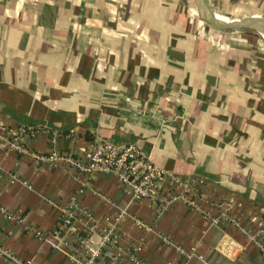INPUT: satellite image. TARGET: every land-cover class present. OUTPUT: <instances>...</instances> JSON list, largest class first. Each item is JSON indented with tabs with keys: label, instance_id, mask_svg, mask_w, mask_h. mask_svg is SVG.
I'll list each match as a JSON object with an SVG mask.
<instances>
[{
	"label": "crops",
	"instance_id": "0c3cea01",
	"mask_svg": "<svg viewBox=\"0 0 264 264\" xmlns=\"http://www.w3.org/2000/svg\"><path fill=\"white\" fill-rule=\"evenodd\" d=\"M206 2L230 18L264 17V0ZM0 123L24 128L23 150L0 139V205L46 233L0 212V248L26 264H77L67 251L76 232L88 234L82 220L55 232L67 203L91 214L93 241L114 224L116 264H264L258 31L212 28L194 0H0ZM40 124L60 133L27 132ZM97 139L133 142L166 175L192 176L186 194L198 209L133 199L111 173L37 158L75 157ZM223 201L244 231L201 212L219 216ZM0 264L17 263L0 253Z\"/></svg>",
	"mask_w": 264,
	"mask_h": 264
},
{
	"label": "built area",
	"instance_id": "2783aa9c",
	"mask_svg": "<svg viewBox=\"0 0 264 264\" xmlns=\"http://www.w3.org/2000/svg\"><path fill=\"white\" fill-rule=\"evenodd\" d=\"M22 131H24V128H18V133ZM27 132L29 134L43 132L51 138L55 134L60 133V131L50 129L44 124L29 127ZM18 133L13 131L11 126L0 123V139L6 142L8 148L23 150V146L18 141ZM64 135L68 137L72 136L69 131L65 132ZM37 158L51 162L57 159H64L83 173L93 171L111 173L115 176L121 189L133 199L147 198L149 200H159V203L163 207L174 200L180 199L190 207L198 209L196 202L186 194L187 189L193 181V177H180L175 174L166 175L133 142L114 143L108 139H97L89 141L81 153L75 157L51 151L48 155L37 156ZM10 176L12 180L19 179L16 175L11 174ZM180 186L181 189L179 190ZM218 204L222 207L219 216H211L206 210H202L201 212L212 222H218V220L223 218L236 225L240 231H244V228L230 215L227 202L223 201ZM0 212L7 219L21 224L23 229L31 232L33 235L40 238L46 236L45 232L24 221L20 215L6 210L2 205H0ZM77 216L82 220L88 234L75 233L73 241L69 245L67 257L77 264H116L124 253L123 249L117 244L113 223L109 226H103L99 230L98 239L93 241L89 237V233L95 229V221L91 214L83 208L76 209L72 203H67L59 207L55 232L60 233L69 228L72 219ZM137 223L144 225V223L139 221ZM145 226L148 228L147 225ZM253 235L250 237L252 238ZM161 240L167 241L163 236ZM176 248L182 252L181 248ZM0 253L9 261L16 262L17 264H26L4 249L0 248ZM262 256L264 258V251H262ZM129 259L139 262L132 253L129 254Z\"/></svg>",
	"mask_w": 264,
	"mask_h": 264
},
{
	"label": "water",
	"instance_id": "95a60500",
	"mask_svg": "<svg viewBox=\"0 0 264 264\" xmlns=\"http://www.w3.org/2000/svg\"><path fill=\"white\" fill-rule=\"evenodd\" d=\"M198 17L212 28L217 30H235L248 28L258 32H264V17L247 16L242 18H231L218 22L212 16L214 13L208 6L206 0H194Z\"/></svg>",
	"mask_w": 264,
	"mask_h": 264
},
{
	"label": "bare ground",
	"instance_id": "6f19581e",
	"mask_svg": "<svg viewBox=\"0 0 264 264\" xmlns=\"http://www.w3.org/2000/svg\"><path fill=\"white\" fill-rule=\"evenodd\" d=\"M212 16L217 20L218 22H223L225 20H230L231 18L228 16H225L220 13H212ZM264 37V32H259Z\"/></svg>",
	"mask_w": 264,
	"mask_h": 264
},
{
	"label": "rangeland",
	"instance_id": "374dc122",
	"mask_svg": "<svg viewBox=\"0 0 264 264\" xmlns=\"http://www.w3.org/2000/svg\"><path fill=\"white\" fill-rule=\"evenodd\" d=\"M243 29H245V28H243ZM246 29H248V28H246Z\"/></svg>",
	"mask_w": 264,
	"mask_h": 264
}]
</instances>
